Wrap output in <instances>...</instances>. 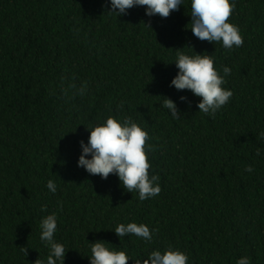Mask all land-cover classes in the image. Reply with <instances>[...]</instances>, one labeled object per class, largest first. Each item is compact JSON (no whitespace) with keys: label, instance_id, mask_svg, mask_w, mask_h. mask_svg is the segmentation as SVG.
I'll return each mask as SVG.
<instances>
[{"label":"trees","instance_id":"1","mask_svg":"<svg viewBox=\"0 0 264 264\" xmlns=\"http://www.w3.org/2000/svg\"><path fill=\"white\" fill-rule=\"evenodd\" d=\"M189 9L185 0L167 18L146 16L144 6L116 17L107 0H0V264L46 259L38 225L52 213L64 264H89L96 240L133 261L171 247L188 264L245 256L264 264V155L256 154L264 150V0H235L227 22L244 43L232 50L193 36ZM188 47L211 55L221 75L231 69L223 87L233 96L214 117L198 112L199 97L169 86L176 51L192 54ZM108 115L148 131L158 196L140 201L114 174L77 167L85 127ZM128 222L155 230L152 240L118 238L115 226Z\"/></svg>","mask_w":264,"mask_h":264},{"label":"clouds","instance_id":"2","mask_svg":"<svg viewBox=\"0 0 264 264\" xmlns=\"http://www.w3.org/2000/svg\"><path fill=\"white\" fill-rule=\"evenodd\" d=\"M190 6V29L193 36L201 41L219 43L224 49L232 50L241 47L244 38L237 25L227 22L235 7V0H188ZM107 13L116 17L127 14L133 7L144 6L145 15L152 17L159 15L167 18L172 11H177L185 4V0H107ZM192 54L176 51L174 61L177 68L176 75L171 79L169 86L177 91L188 90L194 97H199L196 107L198 112L209 117L215 114L229 101L233 92L223 87L227 83L226 77L231 69L222 68L223 75L214 68V59L211 55L198 54L192 47ZM87 88L81 90L80 97L86 95ZM161 107L168 113L179 118V110L175 101L163 97ZM181 102L187 101L186 96L179 97ZM124 101L117 105L118 111H123ZM89 135L87 142L80 141V155L77 167H82L90 175H99L106 179L114 174L121 187L129 193L136 192L138 199L144 201L159 195L161 188L159 177L150 175L151 163L147 155L151 140L148 131L142 128L131 116L119 117L108 115L95 124L85 127ZM264 137V132L260 133ZM257 156L264 155V150L257 149ZM245 171L251 173L252 166H246ZM46 188L52 194L57 192V184L49 179ZM41 212L46 211V205L41 206ZM39 240L47 249L46 259L37 261V264H64L68 249L56 239L57 215L55 213L42 216L39 222ZM155 230L143 223H119L113 232L118 238L134 235L138 239L150 242ZM89 243V264H188L186 253L171 247L153 249L146 257H138L135 261L125 250L110 248L104 240ZM27 255V249L21 248ZM236 264H251L249 257H240Z\"/></svg>","mask_w":264,"mask_h":264}]
</instances>
